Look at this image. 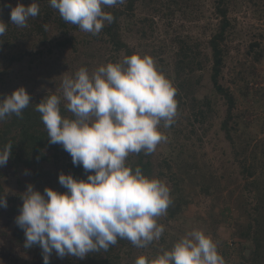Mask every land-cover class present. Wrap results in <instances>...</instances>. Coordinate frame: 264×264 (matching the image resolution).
Returning <instances> with one entry per match:
<instances>
[{
    "label": "trees",
    "instance_id": "1",
    "mask_svg": "<svg viewBox=\"0 0 264 264\" xmlns=\"http://www.w3.org/2000/svg\"><path fill=\"white\" fill-rule=\"evenodd\" d=\"M139 1L126 0L123 5L105 9L113 14L114 21L111 24L106 23L99 35L93 36L86 33L87 36L79 39L80 35H84L85 32L76 25L66 23L58 11L50 6L49 0H36L40 7V13L36 18H29L27 27H18L10 22L11 8L8 5L15 7L18 3H22L28 6L32 0H0V20L7 24L6 33L0 37V41H3L0 44V98L9 95L6 90L9 88L7 86L17 79L12 76L11 68L26 57L30 58L38 70L45 71L49 69L48 63L53 65L51 61L56 54L59 55L67 50L76 54L73 58L69 56L68 63L70 65L77 63L81 46L89 47L94 42H102V44L107 45L115 62L121 55L123 57L134 53L142 55L136 47L130 46L125 38L127 31L136 32L141 38H148L149 36L146 27L150 20L149 17L135 14ZM143 1L153 5V11L158 13L160 17L175 15L177 11H182L185 14L190 6L193 8L191 4L196 6L195 0H141V2ZM213 1L214 15L218 19V23L213 29L210 26L205 30H211L210 37L206 42L209 53L206 51L203 53L204 57L201 58V44L198 40H190L192 37L189 36V40H187L177 35L170 39L177 46L173 54L174 58H177L173 68L172 63L167 62L164 58H160L156 62L158 70L164 73L177 89L175 99L178 102V110L175 123L168 128H161L167 137L170 136L168 129L171 130L173 140L169 137L171 140L168 139V150L162 152L160 156H155V153L145 155L141 152L135 154L134 160L133 157L129 156L127 162L133 169L137 166L141 167L143 173L150 178L163 180L170 188V196L173 202L167 209V214L158 218V223L165 226L164 233L158 243L154 241L146 248H137L130 241L121 239L106 252L101 250L97 253H90L84 259L72 257L67 264H135L136 259L142 255L154 259L165 250H170L175 243L174 239L178 238L179 240L181 238L174 236L173 239V235L170 234L168 237L171 238H166L167 233L165 234V232L169 230L167 223L174 228L177 226L179 236L185 232L183 224L191 222L194 223L192 227L201 228L205 234H208L209 232L206 233L207 230H205L207 219L203 215L196 213L190 218L186 216L185 212L193 205L200 206V203L195 200L196 195L201 194L210 197L212 204L208 209V214L212 225L217 228L222 222V215L231 210L229 207H224L219 211L216 209L219 200L222 198L220 196L221 191L228 188V185L233 182L236 183V186L229 190V195L234 200L233 206L238 215L232 223L235 230L232 236L234 239L242 241L238 247L236 245L232 247L233 249L236 248L238 254L237 264H264V135H260L261 133L264 134V118L260 119L256 116L253 120H249L247 116L252 112L251 107L238 109L240 100L247 103L251 98H256L254 105L257 104L256 106L252 105L254 106L253 111L264 108V87L257 86L253 89L250 85L252 80H257V77H260L261 72L257 63H262L264 60V43L255 39L251 40L246 50V54L251 56L250 63L248 64L247 59H245L236 67L232 66L230 81L235 87L231 88L227 85L223 69L230 54L231 42L237 39L236 26L230 17V12L238 11L241 2L240 0ZM249 1L254 3L255 10H258L262 16L264 10L260 8V3L264 0ZM52 28L62 32V37L54 35ZM259 37L264 39V30L259 33ZM166 50V44L162 43L158 49H152V56L162 55L167 52ZM208 64L213 92L219 95L225 104L220 128L229 141L233 164H237L238 170L237 179L235 181L230 179L227 185L208 169L207 163L199 160L196 148L194 149L196 142L192 135H195L196 139L200 141L198 130L202 129L203 133L207 132L208 128L205 124L214 106L209 95H205L201 100L190 95L187 89L188 78L186 75L190 76L196 69H204L208 67ZM65 65L67 70L69 66ZM69 69L72 70V68ZM73 71L76 72L74 69ZM40 74L43 77L46 75L43 72ZM40 79L34 84L38 83L37 86H39L42 83ZM34 87L35 85H33ZM33 88L28 91L32 102L23 111L22 118L12 115L4 121H0V148L9 142L13 145L6 166L0 167V193H7L5 186L7 167H12L16 173L29 169L33 170L35 183H38L34 189L41 193L44 191L42 188H46V184L51 187V183L44 179L50 173V170H43L45 164L57 166L60 173L71 174L76 179L86 180L89 174L85 173L82 166L72 163L70 154L61 145L49 143L47 130L41 120L40 113L35 111V106L45 96L56 93L54 91L34 92ZM189 102L192 113L187 116L184 112H186L185 108L188 107ZM64 103L62 101V115L73 118L72 113L64 107ZM184 119L187 120V125L191 126L189 131L183 127ZM254 121H258V130L253 129L252 123ZM196 124H199L198 128L195 127ZM224 179L225 175L222 177V180ZM240 179L243 181L238 184ZM21 181L22 179L19 178L18 183L20 185L22 184ZM187 186H190L191 190ZM22 196L21 192L12 195L7 193V207L0 208V210L6 209L11 217H17L23 204ZM14 236L17 243L23 246L25 251L33 254L34 262L39 261L43 264L41 248L38 245L25 248L24 232L17 225ZM218 245L220 246V244ZM232 248L229 247L228 250L230 251ZM246 248L251 249L248 256L244 253ZM50 264L52 263L50 262Z\"/></svg>",
    "mask_w": 264,
    "mask_h": 264
},
{
    "label": "clouds",
    "instance_id": "2",
    "mask_svg": "<svg viewBox=\"0 0 264 264\" xmlns=\"http://www.w3.org/2000/svg\"><path fill=\"white\" fill-rule=\"evenodd\" d=\"M126 0H49L66 22L93 36L101 33L114 16L105 9ZM10 22L27 27L40 13L36 0L11 7ZM45 28L47 26L45 25ZM7 24L0 20V37ZM3 41H0L2 44ZM62 94L45 96L36 103L50 144L68 152L74 165L82 166L87 179L61 173L67 191L46 187L41 193L29 184L15 222L25 235V248L39 246L43 264L55 252L84 259L90 253L108 251L118 240L146 248L159 241L165 226L158 218L172 204L170 188L159 178L145 175L141 167L128 164L131 154L153 153L167 141L161 128L175 123L177 89L158 70L149 55L134 53L122 61L109 62L94 72L81 67L62 80ZM73 118L62 115L61 104ZM24 86L0 98V121L21 117L31 103ZM13 145L0 148V167L6 166ZM7 193H0V208L7 207ZM135 264H226L217 243L202 230L182 236L170 250L154 259L139 256Z\"/></svg>",
    "mask_w": 264,
    "mask_h": 264
},
{
    "label": "rangeland",
    "instance_id": "3",
    "mask_svg": "<svg viewBox=\"0 0 264 264\" xmlns=\"http://www.w3.org/2000/svg\"><path fill=\"white\" fill-rule=\"evenodd\" d=\"M213 2V0H195L196 6L191 4L193 8L190 6L191 9L188 8L187 13L185 14L182 11H177L175 15L169 17H160L158 13L153 11V5L148 4L147 1L141 2L140 0L139 5L135 10V14L137 16L149 17L150 20L146 24V27L149 31V36L148 38H141L136 32L130 33L127 31L125 32V38L129 45L136 47L142 53V55H149L156 62H158L160 58H164L167 62L172 63L171 66L173 68L177 59L176 57L174 58L173 54L177 46L176 44H173L170 39L177 35L187 40H189V37H192L190 40H198L201 44L200 49L202 54L200 57L203 58V53H206V51L209 53L206 42L211 34L210 29L209 31L205 30L210 26L213 29L218 23V19L214 15L215 7ZM240 2L241 3L238 6L239 10L230 12V17L236 26L237 39L231 42L232 46L230 49V54L227 59V64L223 69L226 84L231 86V88L235 87V85L230 81L233 67H236L238 63L241 61L243 62L245 59H247L248 64L250 63L249 60L251 61V56L246 54L247 47L251 40L255 39L261 43H264V39L259 37V33L263 32L264 30V14L261 16L259 11L255 10L256 7L252 1L240 0ZM260 8L264 10L263 1L260 3ZM52 33L58 37H62L61 35L63 34L54 28H52ZM87 35L88 34L84 33V35H80L79 39ZM162 43L166 44L167 52L159 56H152V49H158ZM173 48L174 50H171ZM111 54L112 53L109 52L107 45L102 44V42H94L92 46L89 47L81 46L79 60H76L77 63L71 65L68 63L70 60L69 56L73 58L76 54L70 50H67L59 54L61 55L60 57H58L59 55L56 54L53 57V61H51V64L53 63V65L48 63L49 69L45 71L38 70L35 64L30 61V58L26 57L21 62L15 64V66H13L14 68H11L13 72L12 76L17 79L9 84L7 86L9 88L6 90L9 94H11L15 89L19 88L20 86H24L28 92L33 88V85H35L33 88L34 92L47 93L54 91L57 95H61L62 80L65 76H74L81 66L87 68L91 74L99 66L106 65L109 62L115 63V60L113 61ZM57 58L59 59L58 61ZM123 58L124 57L121 55L117 58L116 62L122 61ZM56 63L59 64L57 65ZM65 64L69 66L67 67V70ZM209 67L210 66L208 64V67L204 69H196L193 73H191L190 76L186 75L188 78L187 89L190 95L196 96L199 100L204 98L205 95H209L212 98L214 106L210 112L209 119L205 124L208 128L207 132L203 133L202 129L198 130L200 141L196 139L195 135L192 136L196 142L194 149L196 148L199 160H202L203 163H207L208 169L215 173L218 178L225 185H227V182H229L230 179H233L234 181L237 179L238 170L236 168L237 164H233L232 149L230 147L229 141L225 138V134L220 128L222 115L225 112V104L223 99L213 92V85L209 76ZM257 67L261 73L260 77H257V80L254 79L251 81L250 85L253 89H255L257 86L264 87V60L262 63H257ZM69 68H72V70ZM73 69L76 70V72L73 71ZM42 72L46 73L44 77L40 74ZM38 79L42 81L39 86H37L38 83L34 84L35 82L39 81ZM184 91L183 93H185ZM255 102L256 98H251L247 103L240 100L238 104V109L251 107L252 112L247 116V119L249 120H253L256 116L260 119L264 118V108H259V110L253 111V107L257 105H254ZM187 106L188 107L185 108L186 112H184V114L189 116L190 113H192L191 103L189 102V105ZM184 121L183 127L185 130L189 131L191 126L187 125L186 119H184ZM252 125L253 129H259L258 121H254ZM195 127L198 128L199 124H196ZM168 131L170 132L169 137L172 139L171 130L168 129ZM260 135L263 136L264 134L261 133ZM169 137H167L166 142H162L157 146V149L153 152L155 153V156H160L162 152H166L168 150L167 145L169 141L168 139H170ZM130 156L133 157L132 159L134 160L135 154H131ZM128 160L129 157L127 158L126 162H128ZM45 165L46 166H44L43 170H50V173L47 174V177H44V179L51 183L50 188H53L59 192L67 191L59 183L58 177L61 174L59 168L57 166L48 164ZM6 170L7 176L5 178V186L7 193L10 195L18 192H21V194L24 195V192L26 191V188L29 184L33 185L34 188L36 185H38L37 182L35 183V173L33 170L29 169L26 171H20L19 173H16L12 167H7ZM222 175H225L224 180H222ZM19 178L22 179L21 185L18 183ZM242 181L243 180L240 179L238 184H241ZM228 186V188L221 191V194L219 193L222 198L219 200V205L216 209L219 211V209L229 207L231 210L229 213L226 212L225 215H222V222L217 228L212 225V221L208 214V209L212 204V199L210 197H205L201 194L196 195L195 200L196 202L200 203V206H191V208L186 210L185 214L190 218L196 213L203 215L204 218L207 219L205 228V230H207L206 233L209 232L207 235H209L217 243V245L220 244V246L218 245V251L225 258L226 264H237L238 254L236 248L233 249L232 247L235 245L238 247L242 241L240 242L239 240L234 239L232 236V233L235 231L232 223L234 222V219L237 217L238 213L233 206L234 200L233 198H230L229 195V190L236 186V183L233 182ZM46 187H48V184H46ZM187 188L191 190L190 186H187ZM15 218V216L11 217L6 209L0 210V264H41L39 261L34 262L33 254L29 251H25L23 246L19 245L15 240L14 234L17 225ZM193 224L194 223L192 222L189 224H183L185 232L182 236L196 228L192 227ZM167 228L169 230L166 229V238H171L168 237L169 234L173 235V239L174 236L175 238L182 237L179 236L180 233L177 226L174 228L171 226V224L167 223ZM196 230L202 229L197 228ZM177 241L178 238H176V240L174 239L175 243ZM156 243H158V241H156ZM159 245L161 246V244ZM229 247L232 248L230 251L228 250ZM225 250L227 251L226 253L224 252ZM71 259L72 256L59 258L55 252H53L50 257V262L52 264H67Z\"/></svg>",
    "mask_w": 264,
    "mask_h": 264
},
{
    "label": "water",
    "instance_id": "4",
    "mask_svg": "<svg viewBox=\"0 0 264 264\" xmlns=\"http://www.w3.org/2000/svg\"><path fill=\"white\" fill-rule=\"evenodd\" d=\"M250 252H251V249H249V248H246L244 251L246 256H248L250 254Z\"/></svg>",
    "mask_w": 264,
    "mask_h": 264
}]
</instances>
